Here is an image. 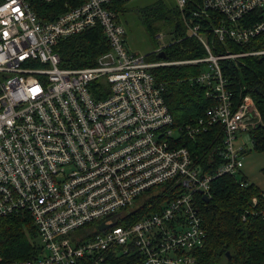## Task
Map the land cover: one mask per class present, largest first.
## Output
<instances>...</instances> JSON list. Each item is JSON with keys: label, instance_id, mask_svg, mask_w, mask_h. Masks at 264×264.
Masks as SVG:
<instances>
[{"label": "built area", "instance_id": "2783aa9c", "mask_svg": "<svg viewBox=\"0 0 264 264\" xmlns=\"http://www.w3.org/2000/svg\"><path fill=\"white\" fill-rule=\"evenodd\" d=\"M111 1L81 0L40 20L28 0H0V221L25 216L38 240L33 257L0 264H111L128 252L141 264H197L205 230L196 195L210 197L214 178L243 166L244 135L261 116L248 94L234 107L219 61L264 50L215 54L206 33L225 47L247 44L264 31V0H174L188 8L184 26L207 54L171 61L126 50ZM94 26L107 50L93 65L59 67L57 42ZM165 45L150 53L159 56ZM202 62L207 70L196 81L210 83L206 95L217 102L175 126L151 70ZM216 123L221 161L204 172L177 141ZM156 195L165 198L156 212L118 222Z\"/></svg>", "mask_w": 264, "mask_h": 264}, {"label": "trees", "instance_id": "16d2710c", "mask_svg": "<svg viewBox=\"0 0 264 264\" xmlns=\"http://www.w3.org/2000/svg\"><path fill=\"white\" fill-rule=\"evenodd\" d=\"M28 1L40 20H50L56 14L81 2ZM127 2L114 0L107 4V8L114 12L119 23L123 21L124 15L134 8L126 5ZM158 7L162 10L160 19L168 23L170 31L173 29L171 34L172 40L175 41L168 42L159 56L147 53V59L171 61L205 57L207 52L198 39L187 35L183 14L189 15L188 8L183 12L175 2L167 6L163 0H154L151 4H146L145 10L143 8L138 15L146 18L152 15V12L160 11L154 10ZM201 29L206 32L205 28ZM206 34L208 42L215 46V54L225 52L227 47L232 53L264 50V31L244 45L225 41L227 47L216 39L213 40L210 33ZM106 50L107 43L98 26L62 38L55 45L59 58L58 66L61 68L93 65L96 57ZM219 66L223 77L228 81L234 107L248 94L260 113L261 122L251 129L249 134L252 150L264 151V53L224 58L219 61ZM205 70L207 63L204 62L158 66L151 70L155 81L162 84L161 95L175 126H185L196 121L216 104L215 97L206 95L210 83L196 81V77ZM221 138L222 127L216 123L194 139L181 136L177 143L188 148L202 171L211 172L221 161L216 154ZM241 172L240 170L234 175L223 174L214 178L210 183L209 201H205L201 195H196L205 230L203 245L194 251L197 264H264V190L248 183L244 175L240 176ZM253 197L257 198L256 203H253ZM164 199L161 195L149 197L128 213L124 220L118 222H132L145 214L156 212ZM37 250L33 226L29 219L20 214L7 215L1 219L0 260L28 259L33 257ZM76 264L89 262L80 259ZM111 264L141 262L137 253L128 252L114 258Z\"/></svg>", "mask_w": 264, "mask_h": 264}, {"label": "rangeland", "instance_id": "374dc122", "mask_svg": "<svg viewBox=\"0 0 264 264\" xmlns=\"http://www.w3.org/2000/svg\"><path fill=\"white\" fill-rule=\"evenodd\" d=\"M153 1L154 0H129L126 3L128 6L134 7L133 10L124 15L123 21H121L122 18L120 20L121 24L125 27L123 43L126 50L129 52L147 54L154 51L156 47L167 44L173 38L171 34L173 29L170 31V27L167 25L168 23L160 19L159 15H161V7H158L157 9L154 8L155 11H160L157 13L152 12L153 14L146 18L138 15V12H142V9L146 4H151ZM163 1L166 2L167 6L175 2L174 0ZM173 41H175V39H173L172 42ZM227 49L230 50L229 47H227ZM241 56L247 55H238L232 58H238ZM238 138L243 140L240 136ZM244 140L247 142V151L242 155L243 166L241 168L242 172L240 176L244 175L248 183H253L264 190V151L252 150V143L247 134L244 135ZM35 241L37 244L38 240L35 239Z\"/></svg>", "mask_w": 264, "mask_h": 264}, {"label": "water", "instance_id": "95a60500", "mask_svg": "<svg viewBox=\"0 0 264 264\" xmlns=\"http://www.w3.org/2000/svg\"><path fill=\"white\" fill-rule=\"evenodd\" d=\"M201 196H202V198H203L205 201H209V200H210V197L207 196L206 194H202ZM105 226H106L105 223H100V224L97 226V228H98V229H102V228H104ZM227 254H228V253H227ZM229 258H230V257H229Z\"/></svg>", "mask_w": 264, "mask_h": 264}]
</instances>
